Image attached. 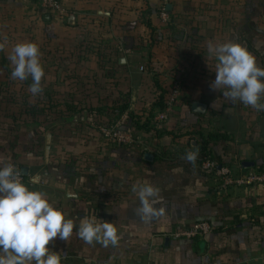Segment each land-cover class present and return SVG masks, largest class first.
<instances>
[{"label":"crops","instance_id":"crops-1","mask_svg":"<svg viewBox=\"0 0 264 264\" xmlns=\"http://www.w3.org/2000/svg\"><path fill=\"white\" fill-rule=\"evenodd\" d=\"M61 1L62 20L36 15L28 0H0V69L11 73L8 57L21 41L38 45L44 68L41 93L33 95L31 78L24 80L21 105L31 128L0 119V164L25 166L24 183L73 220L67 241L48 245L61 264L264 263V184L222 190L198 165L202 140L216 135L207 150L218 167L264 170V111L210 87L216 61L208 53L209 43L231 40L264 67V0ZM163 4L167 20L159 14ZM174 82L179 97L162 134L141 131L129 147L103 140L99 122L114 118L115 108L127 106L116 120L128 130L129 111L142 115ZM193 101L205 111L193 112ZM134 184L158 189L159 215H138ZM92 214L115 224V246L78 237L75 226ZM198 219L216 228L200 239L170 235Z\"/></svg>","mask_w":264,"mask_h":264},{"label":"clouds","instance_id":"clouds-1","mask_svg":"<svg viewBox=\"0 0 264 264\" xmlns=\"http://www.w3.org/2000/svg\"><path fill=\"white\" fill-rule=\"evenodd\" d=\"M5 47L0 42V50ZM208 53L215 59V79L210 87L222 92L232 103L240 101L257 111H264V67L242 44L235 41L209 43ZM8 59L13 65L10 73L14 80L32 83L29 91L42 92L41 79L44 68L40 62V50L32 41L16 43ZM189 152L186 159L195 160ZM34 177L31 183H37ZM132 191L138 195V215L150 219L159 215L157 210L158 189L151 184H134ZM73 193H69L72 198ZM76 227L78 237L86 244L100 243L107 247L118 242V230L113 222L101 221L96 215L80 218ZM74 229L72 219L46 198L42 191L30 189L21 179L12 162L0 164V264H61L59 251L48 245L55 238L65 240Z\"/></svg>","mask_w":264,"mask_h":264},{"label":"built area","instance_id":"built-area-1","mask_svg":"<svg viewBox=\"0 0 264 264\" xmlns=\"http://www.w3.org/2000/svg\"><path fill=\"white\" fill-rule=\"evenodd\" d=\"M30 1L36 15L38 13H48L50 16L58 19H64L67 16V10L61 0H28ZM160 17L167 20L168 16L164 4L159 9ZM140 70H143L140 67ZM179 97V84L174 82L165 97V105L162 109L154 111L153 123L157 126H162L172 115ZM123 118L116 120L107 125L99 124L100 134L103 140L116 145L130 146L138 143V139L131 131L125 130L121 127ZM15 165V164H14ZM200 170L209 174V176L216 181V188L225 190L232 186L248 185V184H264V171L250 170L249 172L241 173L234 167L223 166L218 167L217 164L208 156L203 155L198 161ZM17 171L20 173V179L24 182L25 175L21 173L20 166L15 165ZM214 226L205 219L195 220L188 227H179L170 235L173 238L186 239H200L206 234L210 233Z\"/></svg>","mask_w":264,"mask_h":264},{"label":"rangeland","instance_id":"rangeland-1","mask_svg":"<svg viewBox=\"0 0 264 264\" xmlns=\"http://www.w3.org/2000/svg\"><path fill=\"white\" fill-rule=\"evenodd\" d=\"M26 93L24 81L14 80L10 74L4 72V68L0 69V119L7 120L9 118L10 120L12 117L11 122L21 130L31 128L29 119L26 121V115L31 116L25 111L28 107L21 105ZM258 264L264 263L259 262Z\"/></svg>","mask_w":264,"mask_h":264},{"label":"trees","instance_id":"trees-1","mask_svg":"<svg viewBox=\"0 0 264 264\" xmlns=\"http://www.w3.org/2000/svg\"><path fill=\"white\" fill-rule=\"evenodd\" d=\"M164 94H165V91H163L160 95H158V97H156L155 100L153 101V103L151 104L150 108L145 113H143L142 115L141 114H135L133 111H129V118L130 119H128V121H127V124L129 125L128 131H131L137 139L141 138V131L149 132V133L153 132V134H155V135H157V134L160 135L163 133V132H161L162 126H157L155 123H153L152 120H153L155 108L162 109L165 105V103H164V101H165L164 96L165 95ZM125 108H127L126 105H120L119 107L115 108V111H116L115 117L112 118L111 120H107L105 122H99V124L107 125V124L114 122L118 118V116L120 115L121 111H123ZM214 138H217V136L216 135H210L206 139L202 140L200 147H198V151L201 153L202 156L206 155L212 159L210 152L207 150V146H208L207 143L210 141V139H214ZM107 143L109 144V142H107ZM136 144L137 143L132 144L130 146H135ZM120 146H122V145H120ZM127 147H129V146H127ZM18 166H20V164ZM262 171H264V170H262ZM205 220H208V219H205ZM208 221L213 225V223L210 220H208ZM185 227H188V226H185ZM215 228L216 227L214 226V229Z\"/></svg>","mask_w":264,"mask_h":264},{"label":"water","instance_id":"water-1","mask_svg":"<svg viewBox=\"0 0 264 264\" xmlns=\"http://www.w3.org/2000/svg\"><path fill=\"white\" fill-rule=\"evenodd\" d=\"M49 16L50 15L47 14L46 15V18H49ZM73 22H74V16L73 15H70L69 18H68V23L73 24ZM205 109H206V105L204 103H201V102H198V101H193L191 103V110L193 112H195V113H203L205 111ZM49 141H50V136L47 135V137H46V143L49 144ZM146 156L148 157L147 154H146ZM243 165L245 167H250V166H253V162H251V161H244L243 162ZM20 169H21V173L23 175H26L27 174V169H26L25 166H21Z\"/></svg>","mask_w":264,"mask_h":264}]
</instances>
